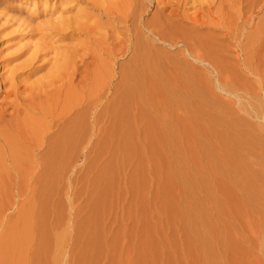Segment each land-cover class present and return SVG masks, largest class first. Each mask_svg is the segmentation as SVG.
<instances>
[{
    "label": "rangeland",
    "instance_id": "obj_1",
    "mask_svg": "<svg viewBox=\"0 0 264 264\" xmlns=\"http://www.w3.org/2000/svg\"><path fill=\"white\" fill-rule=\"evenodd\" d=\"M43 1L0 0V22L2 21L0 34L4 35L0 37V74L18 61L26 60L27 54L31 52L28 46L31 47L39 41L38 31L36 30V34L33 29H37L39 22L40 25L42 21V24L44 22L47 24V21H51L58 15L56 12L49 11V8L51 6L61 7L63 3L66 7V3L68 4V1L72 0H46V3ZM261 2L258 4L259 7L256 6L252 8L251 12L246 13L248 17L252 13V17H250L252 21L246 31L249 30L247 33L253 34L255 38L253 36L252 38L246 37L241 40L244 44L240 41L239 45L242 44L240 46L244 48L243 53L240 50L241 47L231 43L227 50L218 52V54L216 48V50L213 48L215 51L212 50L214 44L210 43L207 36H203L199 40L203 41V46L213 44L212 47H208L210 50L207 48V52L209 57L212 56L210 58L214 59V62L216 60L222 65L226 60L225 62L230 66V70H228L229 66L224 62L222 68L226 70V75L230 73L227 83L229 90L232 91L231 95L221 92L219 95L222 96L221 98L225 96L224 99H234L235 106L239 107V113L232 115L231 120L233 119V121L229 119L230 121H226V123L234 124V126L231 125L232 130L233 128L239 131L249 130L248 132L251 134L241 137L242 139L239 138L238 141L226 138L228 143L232 142L234 145L231 143V146L226 145L225 147L223 146L224 143H227L225 138L223 143L222 137L220 140L219 137L218 139L215 137L218 141L222 140L220 145L215 138L209 137V133L208 136L204 134L209 132L208 130L200 128L204 122H207V117L201 116L197 122L192 120L190 121L192 123L189 121L185 123V120L177 116L174 118L175 111L163 110L164 106L161 104L155 108L151 107V109L150 107L145 110L137 109L138 121L134 123L136 125H124L118 140L117 138H115L116 140L111 139L99 131L109 130L110 123L104 115L96 122L94 116L97 111L93 108H90L91 110L89 109L88 112L85 110L87 112V114L83 113L85 116L82 114L86 119L85 125L79 120L81 117H77L78 121L83 123V126L78 125V128L81 126L83 130L80 128L76 129L79 131L73 132V127H77L75 121V126L70 128L73 133V135L69 134L70 136L68 135L69 130L60 129L61 127L56 129L57 126L50 127L52 130L44 133V127L48 124L49 118L37 114L36 123H40L35 125V119L32 121L29 116L27 123L33 122L31 131L34 130L33 132L37 136L35 139L37 153L35 151L34 154L36 157H33L31 152L29 153L32 150L30 148L35 146L34 142L26 141L25 146L22 144L24 150L21 147L23 151L21 149L19 151V154L22 152L21 156L18 155L19 161L15 162L17 163L15 167L17 172L14 171L15 168L5 167L6 164L0 161V165L3 167L0 166V173H3L0 174L2 177L0 179V264H264V218H262L264 217V200H262L264 199L262 197L264 195V183H262L264 182V152H262L264 151L262 149L264 148L262 145L264 144V123H262L264 122L262 121L264 120V111H260L264 110V104H262L264 103V84H262L264 76L260 79L261 82H257L253 74H249L245 70L238 71L236 68L238 65L237 56H241L247 51V46L245 48L244 45L248 44L247 42H254V39L259 36L264 37V19H262L264 18V1ZM71 3H73V8L70 6L69 14L74 13L77 7H85L83 4H74L75 0ZM152 7L142 17L150 16ZM190 10L192 11V9ZM167 11L168 8L165 12ZM3 15L4 18H2ZM11 18L15 20L12 21ZM175 18L178 21V16ZM104 19L106 18L102 17V20ZM30 24H34L32 30H30L32 27ZM45 25L40 27L44 30ZM208 28L205 27L207 32L210 31L218 35L220 32V35L223 33L221 28L217 30ZM203 29L201 28L202 33L206 31ZM258 31L260 35H258ZM80 37L64 39L60 41L62 44L50 37H47L46 41L51 40V45L53 43L51 47L56 49L58 46L75 44L82 39ZM248 38H250L249 41ZM216 40L219 41L218 38ZM172 44L174 45L171 47L164 46V49L170 50L168 52V55H172V58L168 56L170 61L179 58L177 61L181 60L191 66H197L194 64L198 62L192 58L175 54L177 52L175 49L182 47L178 46L180 43L172 42ZM24 49H28L27 53L23 51ZM21 51L25 53L14 60L11 59ZM14 53L15 55H13ZM173 54H175L174 57ZM46 55L49 56L51 53L47 52ZM127 55L119 57L118 62L125 63ZM261 55L264 56V54ZM254 59L258 58H253V67L256 64ZM4 64L6 68L3 69ZM35 65H37V61H35ZM49 66L51 64L31 75L27 81H34L36 78L44 76ZM198 67L202 68V64L198 63ZM165 70H167L166 66ZM227 71H229L228 74ZM236 71L238 72L236 73ZM19 76L25 77L26 75L23 73ZM240 76H244V79ZM115 80L118 81V78ZM252 90L253 92L250 93ZM254 94L257 98L252 97ZM248 95L251 96V99ZM159 108L163 110L162 113ZM81 109L82 107H76L71 115L73 116L75 111H81ZM7 113H10L9 109ZM257 113L260 114V117H256ZM160 114L166 115L165 118L168 119H163ZM7 116L9 117L8 114L5 117L7 118ZM141 117L144 119L142 120ZM251 121L254 123H250ZM107 130L106 132H108ZM201 131L204 133L202 134ZM74 133H78L79 136ZM235 142L240 145L236 148L237 151ZM217 144L219 148L216 147ZM220 146L223 148L221 149ZM215 148L219 151H215ZM215 152L218 154L216 155ZM244 152L245 156H243ZM225 154L228 159L224 156ZM34 161L37 162L35 167L32 165ZM6 168L10 171L5 170ZM243 169H245L244 172ZM4 170L8 171V175L4 173ZM31 172L32 174H30ZM251 179H255L254 182ZM252 202L253 205L250 204ZM193 219L195 220L192 221Z\"/></svg>",
    "mask_w": 264,
    "mask_h": 264
},
{
    "label": "bare ground",
    "instance_id": "obj_2",
    "mask_svg": "<svg viewBox=\"0 0 264 264\" xmlns=\"http://www.w3.org/2000/svg\"><path fill=\"white\" fill-rule=\"evenodd\" d=\"M59 1H61V0H59ZM261 1H264V0H247V1L246 0H75L74 4H83L85 7H81V8L77 7L76 11L72 14H69V13H70V9H71L70 6L73 5V3H71V2H74V0L68 1L69 3L68 4L66 3V7H64L65 6L64 3H63V5L61 4L62 5L61 7L60 6H56V7L51 6V8H49L50 9L49 11L56 12L58 15H56L54 18H52L51 21H47V24H46V22H44V24H42L43 23V21H42L41 25H40V22H39L38 27L35 25L37 27V29H33V27H34L33 25L35 23L33 25L30 24L32 26L30 28V30L33 29L35 31L34 33H36V30L38 31L37 33L39 34L38 35L39 41L36 42L37 44L34 43L31 47L28 46V49L31 50V52L29 51L30 54H27V56L29 55V57L27 58V56H26V58H25L26 60H24V62L18 61L16 64H13L11 67H9L7 70H5L4 73L0 74V161H3L1 163L6 164L7 166L5 165V167H10V168L12 167L14 169L16 167V164H17L15 162L19 161L18 155H20L22 153V152H20V154H19V151H20L21 147L25 144L26 141L34 142V144H35V146L33 148H30L32 150L29 151V153L31 152V154H33V155L35 154V151L37 153V143L35 140V139H37L36 138L37 136H36V133L33 132L34 130L31 131V129H33L32 128L33 122L27 123V121H28L27 118L30 116L29 118H31L32 121L35 119V122H34L35 125L39 124L40 122L36 123L37 114L39 116L49 118L48 124L46 125V127H44L45 128L44 129L45 132L43 131L44 133L48 132L51 129L50 127L53 126L55 128V126H57L58 128H56V129H59L61 127L60 129L69 130L68 132H70V133L66 132V133H68V135L69 134L73 135L72 131H70V128H72L73 126L76 125L77 126L76 128L73 127V132L79 131L76 129L82 128L81 126H83L82 124L86 120L82 116V114L83 113L85 114L86 111L88 112V110L90 108H93L94 110L97 111V114L94 116L95 117L94 119L96 122H97V119L99 120L104 115L107 117V119L109 120V123H110L109 130L105 129V132H104V130L102 129L99 131H102L104 133L103 135H106L107 137H111V139L114 138V140H116L115 138H117V140H118V138L121 135V128L123 129L124 125L133 126L134 123L136 121H138L137 120L138 117L136 116V115H138L136 112L137 109L145 110L148 107H150V109H151V107L155 108L161 104V106L162 105L164 106L163 107L164 109L159 106L160 108H162L163 110L175 111L176 115L174 118L178 117L182 120H185V123L187 121H189V123H192V122H190L192 120H196V122H197L201 116L207 117V119H208L207 122L206 123L204 122L203 126H201L200 128L203 127L204 130L206 129V131L208 130L209 132H207V133L203 132V133L206 134L207 136L210 134L209 137L210 136H212L213 138L217 137V139L219 137V140L223 138L222 139L223 143H224V138H225V141L228 138H230L231 141H235V140L238 141L239 138L242 139L241 137H246V135L251 134V132L250 133L248 132L249 130L248 131L243 130V129H242V131L241 130L239 131L238 129L234 130L236 128H233V130H232L231 125L234 126V124L231 122L226 123V121L231 120L232 115L239 113V107L235 106V101H233L234 99L228 100L225 98L226 99L225 100L224 99L225 96L223 98H221L222 96H220L221 95L220 92L222 94L225 93L227 95L228 94L231 95L230 93L232 92L231 89L229 90V84L227 83V81L230 79V77H229L230 73H229V75H226V70L222 68L223 63L226 60L223 61L222 65H221V63L216 62V60L214 62V59L210 58L212 56L209 57L207 50L208 49L210 50V48H208V47H210L211 45L214 44L213 47L211 46L212 50H213V48L214 49L216 48L218 50L216 52L221 53V52H223V50H227L229 48V46H231L230 45L231 43H235L239 47H241L240 50L242 52V50H244V48H243V46H240L242 44L239 45L240 41L244 40L246 37L252 38V36H253V34L249 35V33H247V32H249V30L246 31V28L251 24L252 20H250L251 19L250 17H252V15H251L252 13L249 15V17L246 16V13L251 12L252 8H254L256 6L259 7L258 4L259 3L261 4L262 3ZM40 2H41V0H40ZM43 2L46 3V0H44ZM151 5H153L154 7H152ZM150 7L153 8L151 15L148 17H145V16L142 17V15L147 13V11L149 10ZM72 8H73V6H72ZM167 8H168V11L165 12V10ZM190 9H192V11ZM43 10L47 11L45 8ZM45 11H44V14H45ZM41 13H43V12H41ZM41 13H40V15H41ZM51 13H49V14H51ZM173 15L178 16V19H177L178 21H176V18H175L176 16L174 17ZM4 17L5 16L3 15L2 18H4ZM102 17H105L106 19L102 20ZM172 17H174V18H172ZM30 18H29V20H30ZM48 18H50V17H48ZM7 19H8V17H7ZM262 19H264V18H262ZM13 20H15V19H12V21ZM44 20H45V18H44ZM254 23H256V22H254ZM24 24H25V22H24ZM259 24H260V22H259ZM44 25H45V28L43 30L41 27L42 26L44 27ZM205 27H209L208 29H211V30H214V29L217 30V29L221 28L223 30V33H222V35H220L221 32L219 33V35L216 33L217 34L216 35L215 33H211L210 31L207 32V29H205ZM259 27H260V25H259ZM2 28H3V25H2ZM201 28H204L206 31H203L204 33H202ZM24 29H26V28H24ZM13 31L14 30H12L11 32H13ZM16 31H18V30H16ZM256 33H257V30H256ZM256 33H254V34H256ZM3 34H5V33H3ZM8 34H10V33H8ZM258 35H260L259 31H258ZM2 36H4V35H2ZM2 36L0 34V37H2ZM80 36H83V37H80ZM203 36H207V38H209L210 43H213V44H211L209 46H207V45L203 46V44H202L203 41L202 42L199 41V40H201V38ZM47 37H50V39L53 38L52 40H54L56 42L63 41L64 39H67V38H73V39L76 38L77 39V37L78 38L80 37L82 39H80L77 43L75 42V44L58 46V47L55 46L56 47V49H55L54 47H51L53 45V43L51 45V40L46 41ZM253 37L255 38V36H253ZM216 38H218L219 41L216 40ZM250 38H248L247 40L249 41ZM254 40H253L254 42H247L248 44L244 45V47L247 46L246 53L244 52V54H242V55L240 54L241 56H239V55L237 56V54H236L237 60H238V65H236V68L238 71L245 70L246 72H249V74H253V76L255 77L254 78L255 81L261 82L262 80L260 81V79L262 78V76H264V56L261 55V54H264V37L259 36ZM204 41H206V40L204 39ZM172 42H177L178 44L180 43L178 46H182L181 48L177 47V49H175V51L177 50V52H175V54L176 53L179 55L181 54L185 58L186 57L192 58L193 60H195V62L197 61L198 63H201L202 68L201 67L197 68L198 63L194 64V65H197L194 67L188 63H184V61H181V60L177 61V59L179 60V58H177V59L175 58L176 60L172 59V61H170L171 59L170 60L168 59V56H169V58L172 56V55L170 56V54L168 55V52L170 50L167 51L166 49H164V46L169 45L171 47L174 45V44H172ZM241 42H243V41H241ZM256 43H257V45H256ZM243 44H244V42H243ZM28 49H24L23 51H26ZM168 49H170V48H168ZM215 50H213V51H215ZM254 50H256V51H254ZM47 52L51 53V55H49V56L46 55L47 56L46 57L45 54ZM24 53L25 52H22V51L18 52L16 55L14 53L13 55H15V56H13V57L11 56L12 57L11 59L14 60V59L20 57L21 55H23ZM26 53H27V51H26ZM124 54H128L126 62L125 63L118 62V58L123 56ZM175 54H173V57ZM218 54H217V56H219ZM42 55H44V56H42ZM211 55H213V54H211ZM0 56H1V54H0ZM177 57H178V55H177ZM180 58L182 59V57H180ZM253 58H258L256 60L254 59L256 62L255 67H253L254 64L252 65ZM223 59H225V58H223ZM183 60H185V59H183ZM217 60H219V59H217ZM35 61H37V65H35ZM220 62H222V61H220ZM48 64H51V66H49L47 68L46 74H44V76L42 75V77L40 76L39 78H36V80H34V81H27L29 79V77H31V75H33L34 73L45 68L46 65H48ZM229 64H230V62H229ZM236 64H237V62H236ZM232 65L234 66V64H232ZM1 66H2V64H1ZM3 66H4L3 69L6 68L5 64ZM165 66L167 67V70H165ZM226 68H227V66H226ZM234 69H235V67H234ZM228 70H230V66H229ZM238 71H236V73ZM228 72L229 71H227V74H228ZM23 73H25V75H26L25 77L24 76L21 77L22 75L19 76L20 74H23ZM241 73H240V75H241ZM241 77L242 76H240V78ZM117 78H118V81L115 80ZM242 78L244 79V76ZM245 80H246V78H245ZM231 81H233V80H231ZM243 82H245V81H243ZM262 84H264V83H262ZM252 92H253V90L250 93H252ZM236 95H238V94L236 93ZM248 96H250V95H248ZM229 97H231V96H229ZM241 97H243V96H241ZM252 97L257 98L255 94ZM88 99H90V100H88ZM249 99H251V96L249 97ZM247 100H248V98H247ZM89 103H90V105H89ZM248 103L251 106H253L250 102H248ZM225 104H227L226 105L227 107L225 106ZM262 104H264V103H262ZM241 106H242V104H241ZM76 107H80V108L82 107V109H81V111H79V110L75 111V114L72 116L71 113H73V109H76ZM259 108H261V107H259ZM8 109L10 110V113H7ZM162 109H160L161 113L163 112ZM253 110L255 111V109H253ZM149 111H151V110H149ZM244 111H246V110H244ZM260 111H264V110H260ZM87 112H86V114H87ZM31 113H33V114H31ZM6 114H8L9 117L7 116V118H6L5 117ZM77 114H80L81 116L80 115L78 116ZM160 115H162V114H160ZM139 116H140V114H139ZM142 116H143V114H142ZM162 116H163V119L166 117V115H162ZM251 116H252V113H251ZM77 117H81V119H79V118L78 119L81 120L83 123L81 121H78ZM82 117H83V119H82ZM256 117H260V114L257 113ZM261 117H262V115H261ZM141 118H142V120L144 119L143 117H141ZM160 118H161V116H160ZM42 119L44 120V118H42ZM165 119H168V118H165ZM260 120H261V118H260ZM75 121H76V123H79V124H76ZM105 121H107V120L105 119ZM231 121H233V119ZM262 121H264V120H262ZM80 122H81V124H80ZM252 122L253 121H251L250 123H252ZM74 123H75V125H74ZM85 123H84V125H85ZM262 123H264V122H262ZM42 124L44 125V123H42ZM236 124H237V122H236ZM78 125H81V126L78 128ZM33 126H34V124H33ZM219 127H221V128H219ZM253 127H255V126H253ZM35 128H37V127H35ZM128 128H130V127H128ZM255 128H257V127H255ZM191 129H193V128H191ZM82 130H83V128H82ZM106 130L108 132H106ZM252 130H250V131H252ZM35 131H36V129H35ZM125 132H128V131H125ZM164 132H166V131H164ZM197 133H199V132H197ZM201 133H202V131H201ZM74 134H76V133H74ZM81 134H82V131H81ZM254 134H255V130H254ZM48 135H50V134H48ZM124 135H125V133L122 134L123 137H124ZM77 136H79V135H77ZM55 137H57V136H55ZM209 137H207V138H209ZM193 138H194V136H193ZM49 139H51V138L49 137ZM230 139H228V140H230ZM232 139H234V140H232ZM228 140H227V143H224L225 145H223V146L226 147V145H228V146H231L232 144L234 145V143H232V142H231L232 144L228 143L229 142ZM54 141H55V139H54ZM196 141H197V139H196ZM221 141H218L219 142L218 144L221 145V143H220ZM235 143L237 144V142H235ZM218 144L216 146L217 148H219ZM258 144H260V143H258ZM241 145H243V144H241ZM262 145H264V144H262ZM211 146H212V144H211ZM228 146H227V148L230 149V147H228ZM203 147H204V144H203ZM220 147H221V149L223 148L222 146H220ZM232 147H234V146H232ZM237 147H240V145L237 144L235 149ZM217 148H215V151L217 150ZM22 149H23V147H22ZM235 149H234V151H235ZM262 149H264V148H262ZM212 150L214 151V149H212ZM223 150L225 151V148ZM240 150H241V148H240ZM25 151H26V149H25ZM203 151H204V149H203ZM217 151H219V150H217ZM236 151H237V149H236ZM221 152H220V155H221ZM262 152H264V151H262ZM227 153H229V152L227 151ZM234 153H232V154H234ZM208 154H209V152H208ZM217 154L218 153H216V155ZM226 154L224 156H226ZM24 155H25V153H24ZM227 156L230 157L229 154H227ZM227 156H226V158H227ZM243 156H245V152H244ZM33 157H36V156L34 155ZM28 158H29V155H28ZM244 158H243V160H245ZM35 161H34V164H32L33 166L35 164H37V162H35ZM224 161H225V159H224ZM4 162H6V163H4ZM8 162H9V164H7ZM20 162H21V160H20ZM21 163H23V161ZM172 163H174V162H172ZM242 163H243V161H242ZM47 165H48V163H47ZM0 166L2 167V165H0ZM17 166H19V165H17ZM28 166H29V164H28ZM221 166H222V164H221ZM19 167H21V166H19ZM29 167H31V166H29ZM34 167L33 168L31 167V168L34 169ZM31 168H29V169H31ZM7 169L8 168H6L5 170H7ZM36 169H37V167H36ZM5 170H4V173H6V175H8L7 174L8 171L6 172ZM8 170L10 171V169H8ZM15 170H17V169L15 168L14 171ZM244 170L245 169H243V172H244ZM30 171L34 172L33 170H30ZM15 172H17V171H15ZM32 172L30 174H32ZM11 174H12V172H11ZM1 175H0V177H1ZM176 175H177V173H176ZM201 175H204V174H201ZM219 175H221V174H219ZM0 179H2V177ZM33 179L36 180L34 178V176H33ZM192 179H194V178H192ZM251 180H253V179H251ZM254 180H253V182H254ZM253 182H251V184H253ZM201 183L203 184V182H201ZM262 183H264V182H262ZM193 184H195V183H193ZM185 188H187V187H185ZM241 189H243V188H241ZM34 190H35V188H34ZM34 190H33V194H34ZM189 194H190V192H189ZM192 196H196V195H192ZM187 197H188V195H187ZM262 197H264V195H262ZM262 200H264V199H262ZM197 201H198V199H197ZM214 201H216V200H214ZM186 203L188 204V202H186ZM191 204H193V203H191ZM250 204L253 205V202ZM188 205H190V204H188ZM195 218H196V216H195ZM262 218H264V217H262ZM19 219L21 221V218H19ZM29 219H30V217H29ZM194 220L195 219H193L192 221H194ZM16 227H17V225H16ZM188 231H190V230H188ZM195 237H197V236H195ZM10 238H11V236H10ZM23 238H24V236H23ZM23 238H21V239H23ZM197 238H199V237H197ZM197 242H198V240H197ZM205 243H206V241H205ZM11 245H12V243H11ZM198 245H199V243H198ZM17 247H18V245H17ZM11 250H13V249H11ZM209 251H210V249H209ZM208 258H210V257H208Z\"/></svg>",
    "mask_w": 264,
    "mask_h": 264
}]
</instances>
